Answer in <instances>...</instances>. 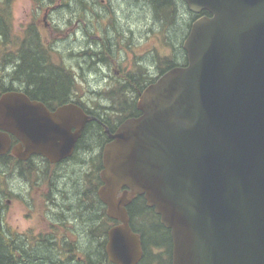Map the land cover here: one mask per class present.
Segmentation results:
<instances>
[{
    "label": "water",
    "instance_id": "1",
    "mask_svg": "<svg viewBox=\"0 0 264 264\" xmlns=\"http://www.w3.org/2000/svg\"><path fill=\"white\" fill-rule=\"evenodd\" d=\"M184 2L210 15L182 42L187 65L148 85L140 115L103 148L98 196L120 222L108 231V261L139 263L126 206L142 196L169 230L170 264H264V0ZM88 118L76 105L52 115L6 93L0 155L11 133L24 146L20 160L37 154L57 163L73 154Z\"/></svg>",
    "mask_w": 264,
    "mask_h": 264
},
{
    "label": "flooded vegetation",
    "instance_id": "2",
    "mask_svg": "<svg viewBox=\"0 0 264 264\" xmlns=\"http://www.w3.org/2000/svg\"><path fill=\"white\" fill-rule=\"evenodd\" d=\"M5 1H6V5L10 7L11 1L9 0H5ZM35 1L38 2V6H40V8L44 4H46V2H41L44 0H35ZM47 1L50 2L51 0H47ZM100 2L103 4L106 3L107 5L106 8H101L99 12L94 11L93 10L94 5L96 4L100 5ZM100 2H97V0H58L57 5L53 9H51V11L56 9L55 20L51 17L52 12L47 10L43 14V21L47 20V18L53 19L52 24L55 27L61 28L63 25H68L72 29H77V30L85 29L86 32H88L90 29H94V26L99 30L105 29L106 31L111 30L113 28L115 31L117 30H120L121 32L123 31V34L121 33V36L123 35L122 39H128L129 37H131L133 42L135 41L134 40L135 34L140 33V31L142 30L149 31L150 33L157 30H167L166 25L165 26L159 25L158 22L156 23V21H154L156 20L155 18L154 20H152L151 14H149V16H147L146 21L142 23L141 17H139V11L137 10L139 8V6H137L138 5L137 3H139L138 0H100ZM134 2L136 3V5L134 4ZM182 2L185 4V7L187 9V11L185 10V15H187L189 19L190 26L196 19L200 17L203 16L210 17V15H205L204 12H201L199 14L190 12L184 0H182ZM127 6H129V8H127ZM63 10H67V11L63 12ZM125 10L127 12H125ZM95 16H100L101 20L96 21L97 19L95 20L96 18ZM36 19L38 18L36 17ZM33 27L36 28V26ZM189 29L187 31V34L189 32ZM36 31L38 32L37 29ZM104 40L105 38L103 39L102 42H104ZM30 44L32 47H39V50L37 51L42 54L41 57L49 58L47 62L49 61V63L52 66L59 67L50 60V57H52L53 54L47 52V50L44 49V45L41 43L40 37L37 40V44H34V41H31ZM82 49L83 48H80L77 51L76 44L72 45V49L68 53L70 54L71 60L77 58L78 56L76 55L79 54L80 51L82 53L83 52ZM89 49L90 52L88 51L83 52L84 53L82 55L83 59L81 60L85 63L86 62L93 63L91 65L92 67L91 71L93 72L96 70L94 73L100 72L104 74L105 71L109 72L108 70L111 67H109V65H106L105 61L103 60L104 56H102V52L99 50L98 44H96V46L93 48L95 50H92L91 47ZM54 51L59 52L60 50L57 49ZM183 54H184L183 55L184 63L180 64V66L187 65V55L184 51ZM73 55L74 57L72 59ZM172 56L173 55H171V58L169 59H172ZM123 58L124 56H121L120 60H122ZM168 68H169L168 64H161L159 60H156L154 62H151V60H146L144 62L139 61L138 63H136L134 66L135 72L132 74L126 72L127 69L126 66L124 70L121 69L119 71H116L113 69L112 71L113 73L116 74L119 72L123 73L122 79L124 83L120 88H127L135 92L134 93L135 95L132 96L133 98L129 99L133 103L126 100L128 104L132 105L133 112L131 111L132 110L131 109L128 115V110H127L128 116L119 113L118 118L114 117L113 119L109 116V114L107 113L108 109L107 108L105 109L104 106L99 105L97 106L98 108L96 106L89 107L88 106L89 104H86L84 102H77L75 97L76 94L74 93L72 87L74 85V78L72 76L73 74L72 72L68 71L65 68L64 69L67 70L70 75L71 81L68 87L65 88V94H63L65 95L64 97L62 96V94H57L54 96L40 95L39 93H37L36 91L37 89L35 90L34 87H29L26 85L20 86V84H18L15 80L11 79V77L9 76L7 78L8 82L5 83L12 84V86L11 88L5 91V89L3 88L4 81L0 80V97L6 93L22 94L25 97H27L29 101L40 103L44 107V109L49 114L52 115L56 114L57 111L63 106L76 105L83 111V113L87 117H89L88 121L84 126L82 134L85 133L84 131L86 129L91 130V128L93 129L96 126H99L98 129L101 131L99 135H101L100 137L102 138V142L99 147H96L95 149H93L92 147H89L91 149H89L88 147H80L79 150L77 151L76 149V146L78 145L77 144L78 141H77L73 154L70 157L63 159L57 163H51L47 159V157L37 154L29 155L27 159L24 161L20 160L18 156H20L24 152V146L14 135L8 133L10 139V146L5 154H7L8 157L10 158L7 169L9 168L12 177L17 178V176L26 175L25 172L28 170V168H25L23 166L28 163H31V165H33V168L29 169L28 171L30 172L32 171L33 172L32 174H35L37 176L38 182H40L41 196L39 198V201L42 204V208L46 213V216L49 219L50 223L59 224L63 222H68V223L71 222L73 226L70 231H66L67 233L66 235L68 237L60 236L61 244L56 243V236H58L57 233L59 232L58 231L56 232L55 230L54 232L40 233L39 238L40 237L41 238L37 242H35V245L44 244L45 242L50 244L51 242H53L54 247L55 245L58 247L57 254L61 261H63L62 260L63 257H67L65 255H67L68 252H72L73 256H76L74 257L76 261H78L79 257L80 260L82 261L84 259V255H83L84 251L87 252L89 250V244H90L88 238V232H90L89 228L93 230L96 226L99 230H101V232L104 233V236H106L103 249L107 257L106 246L108 242V231L112 227L119 225L120 222L108 216L107 207L99 199L98 196V191L103 184L100 178V172L103 168V161H102L103 148L105 144L111 141V135L115 133L116 129L123 121L129 118L138 117L140 115V112L136 108V103L140 93L148 85L154 83L155 80L158 79L162 74H164L166 71L171 69ZM142 76H146V78L148 79L144 84L138 82V80ZM105 77L109 79L111 78V74L110 75L105 74ZM135 96H136V101L134 100ZM93 150H97L95 151L96 156H94ZM65 166H67V168H65ZM99 166L101 167V169L97 170ZM72 170L74 174L76 173V177L74 176V181H75V183L73 184L74 188H72V190H69L64 188L63 185L60 183V181L62 178H66L64 176L66 175L68 176L69 172H71ZM93 178L94 179L99 178L100 180L99 185H93ZM62 188L65 189L67 196L63 197ZM122 191L123 189L119 191V193L117 194L118 197L120 196ZM8 192H9V196L12 198L11 200H13L14 197L17 198V196L20 195L19 190L18 191L11 190ZM73 198L74 201L72 203L70 201ZM135 198L136 196L131 200V202ZM63 201L65 204L67 202V204L66 205L62 204ZM131 202L126 206V210L128 206L131 204ZM83 208L84 209L86 208L87 213H85V215L87 214L88 217L87 216L84 217V213L82 212L84 210ZM94 210H96L97 212L95 216L93 214ZM64 211L66 212L67 216H65ZM76 211L77 212L79 211L80 213H77ZM89 211H90V215L88 214ZM9 235L10 238L16 236L18 240L21 239V244H22L21 247L24 249H27V247H29L28 252L31 251L32 248H34V246H30L29 237H26V234L24 232L22 233L19 232L18 234L15 233L13 234L12 232H9ZM71 236L75 238L74 239L75 243L73 244H70L65 241V238H69ZM60 247H63L65 249H60ZM68 260L72 262L73 259L69 257V259H66V261Z\"/></svg>",
    "mask_w": 264,
    "mask_h": 264
},
{
    "label": "rangeland",
    "instance_id": "3",
    "mask_svg": "<svg viewBox=\"0 0 264 264\" xmlns=\"http://www.w3.org/2000/svg\"><path fill=\"white\" fill-rule=\"evenodd\" d=\"M9 1H11V3L10 9L7 10L9 13L7 17L11 20V33L7 42L8 47L11 45H15L16 47L20 38L23 37L25 29L32 23L31 25L36 26L38 30V35L41 43L44 45V49L53 54L50 60L55 65L64 67L72 72L74 78V85L72 87L76 94V100L89 104V107L104 106L105 109H108L107 113L112 119L114 117L118 118V111L126 107L125 100L128 101L135 95L133 90L120 88L124 83L122 79L123 73H113V69L116 71L121 69L124 70L126 66V72L132 74L135 72V64L139 61L144 62L146 60H151V62H154L166 57L171 58V55H173L172 44L167 38L166 30H157L152 33L142 30L140 33L135 34L134 43L131 37L122 39L123 35H118V31H115L113 28L108 31L101 29V31L94 26V29H90L86 32L85 29H72L68 25H63L61 28L55 27L52 22L53 19L55 20L56 9L53 11H51V9L57 5L58 0H51L50 2L47 0L41 1L46 2L41 8L35 0ZM97 2H100V0H97ZM5 6L6 1L0 0V11L4 9ZM106 6V3L103 4L100 2V5H94L93 10L99 12L101 8H106ZM47 10L52 12L51 17L53 19L47 18V20L43 21V14ZM65 11L67 10H63V12ZM125 12L127 11L125 10ZM36 17L39 20L36 19ZM95 17V20L97 19L96 21L101 20L100 16ZM146 19L147 17H142V23L145 22ZM120 33L123 34V31ZM104 38L105 40L102 42ZM184 38L185 36L175 42L174 47L180 49ZM74 44H76L77 51L83 48V52H90V47L92 50H95L93 48L98 44L106 65L111 67L108 70L109 72L105 71L104 74L100 72L94 73L96 70L92 72L91 65L93 63L83 62L81 59H83L82 55L84 53H81V51L76 55L78 56L77 58L73 59L74 55L72 56L74 61L71 60L70 54L68 53L71 51L72 45ZM110 44L112 46L111 49L108 50L107 48ZM13 49L15 50V48ZM57 49L60 51H54ZM9 50H11L10 47L6 49L7 52H10ZM176 54V60H178L179 55L177 52ZM121 56H124L122 60H120ZM4 64V61L1 60L0 80L5 83L7 82V73L10 68L2 70ZM105 74H111V78H106ZM134 100L136 101V96ZM124 113V115H127V112ZM65 168H67V166H65ZM25 173L26 175L13 178L9 168L0 169V216L2 224L13 234L24 232L26 237H29L30 246H35V242L41 238H39L40 233L54 232L55 230L59 232L57 233L58 236H56V243L61 244L60 236L68 237L66 231L72 229V223H50L39 201L41 196L40 182H38L37 176L32 174V171L30 172L27 170ZM61 182L63 183V181ZM11 190H19L20 195L11 200L12 198L9 196L8 192ZM64 214L67 216L65 211ZM74 239L75 238L71 236L65 238V241L73 244L75 243ZM55 247H53L54 255L58 253V247L56 245ZM28 248L29 247L26 249L27 252L29 250ZM71 255L73 256L72 252H68L67 255H65L67 257H63L62 260L66 261ZM74 257L76 256H73V258ZM78 261H81L80 257ZM67 263L70 264L71 261L68 260Z\"/></svg>",
    "mask_w": 264,
    "mask_h": 264
},
{
    "label": "trees",
    "instance_id": "4",
    "mask_svg": "<svg viewBox=\"0 0 264 264\" xmlns=\"http://www.w3.org/2000/svg\"><path fill=\"white\" fill-rule=\"evenodd\" d=\"M138 1L139 3H137V6H139V8L137 10L139 11V17H141V19L151 14L152 20L155 18L156 20L154 21H156V23L158 22L159 25L167 26V38L172 44L173 56L172 59H159L160 63L168 64L169 68L180 66V64L184 63L183 50L182 48H175L174 45L175 42L179 41L183 36H186L190 28L189 19L187 15H185V10L187 11L185 4L182 0ZM134 4L136 5L135 2ZM127 8H129V6H127ZM8 9H10V7L6 5L5 8L0 11V61L3 60L5 63L2 66V70L10 68L7 73V78L8 76L11 77V79L15 80L20 86L26 85L34 87L40 95L54 96L62 94L64 97L65 88L68 87L71 81L70 75L64 67H54L49 61L47 62L49 58L41 57L42 54L37 51L39 47L31 46L30 42L34 41V44H37L39 38L35 27L31 25L28 26L23 33V37L20 38L18 45L16 47L15 45H11L9 46L11 49L9 51L11 52L8 53L6 51V49L9 48L7 42L11 33V20L7 17V14H9L7 11ZM204 14L209 15L207 12H204ZM117 31L119 33L118 35H121V31ZM111 46L110 44L107 49L110 50ZM13 48H15V50ZM176 52L179 55L178 60H176ZM103 60L105 61V59ZM146 80H148L146 76H142L138 82L144 84ZM11 86L12 84L3 83L5 91L11 88ZM128 101L132 102L130 100ZM77 102L79 101L77 100ZM125 103L126 107L120 109L118 112L124 115V112L128 110L129 115L131 109L133 112V108L126 100ZM98 127L99 126H96L93 129L91 128V130L86 129L84 131L85 133H83L78 140V145L76 146L77 151L80 147H92L95 149L100 146L102 138L100 137L101 135H99L101 131ZM95 151L97 150H93L94 156H96ZM9 159L7 154L0 156V169H6L8 167ZM23 167L29 170L33 168V165L28 163ZM100 169L101 167L99 166L97 170ZM74 176H76V173L74 174L72 170L68 176H64L66 178L61 179L63 183L61 181L60 183L64 188L72 190V188H74L73 184L75 183ZM99 181V178H93V185H99ZM64 188H62L63 197L67 196ZM74 198L70 202L73 203ZM62 204H65L64 201ZM82 212L84 213V217H88L87 214L85 215V213H87L86 208ZM127 212L131 230L138 234L141 240L142 257L138 264H170L172 242L169 230L165 229L160 224L159 216L154 213L153 209L145 206V201L142 196H136L128 206ZM77 213L80 212L78 211ZM96 213V210H94V216ZM88 214L90 215V211ZM89 230L91 232H88L90 243L89 250L87 252L84 251V259L76 262L73 256H70V258L74 260V262L72 260L70 264H111L108 262L103 249L106 236H104V233L96 226L93 230H91V228H89ZM9 232L10 231L2 224L0 216V264H68L67 261H61L58 254L54 255L53 242L50 244L47 242L44 244H37L31 251L27 252L26 249L21 247V239L18 240L16 236L10 238ZM60 249L65 248L60 247Z\"/></svg>",
    "mask_w": 264,
    "mask_h": 264
}]
</instances>
